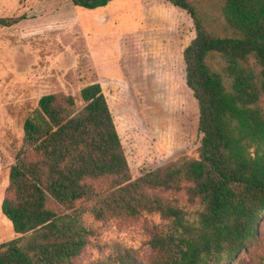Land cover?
<instances>
[{"label":"trees","instance_id":"1","mask_svg":"<svg viewBox=\"0 0 264 264\" xmlns=\"http://www.w3.org/2000/svg\"><path fill=\"white\" fill-rule=\"evenodd\" d=\"M98 9L116 0H71ZM185 10L184 50L202 142L133 178L99 79L78 98L43 95L24 124L2 213L18 235L0 264H140L99 227L141 221L152 264H230L259 240L264 219V0H165ZM18 18L0 17V26ZM92 246L93 258L83 255Z\"/></svg>","mask_w":264,"mask_h":264},{"label":"rangeland","instance_id":"2","mask_svg":"<svg viewBox=\"0 0 264 264\" xmlns=\"http://www.w3.org/2000/svg\"><path fill=\"white\" fill-rule=\"evenodd\" d=\"M0 17L20 20L0 26V244L18 236L2 203L25 121L45 94H72L81 105V89L99 79L134 179L198 156L199 108L183 57L196 32L185 10L165 0H116L94 10L71 0H0ZM144 229L141 221L117 220L99 227V240L152 264ZM93 252L90 246L84 260ZM230 264H264V219L259 240Z\"/></svg>","mask_w":264,"mask_h":264},{"label":"crops","instance_id":"3","mask_svg":"<svg viewBox=\"0 0 264 264\" xmlns=\"http://www.w3.org/2000/svg\"><path fill=\"white\" fill-rule=\"evenodd\" d=\"M72 2V1H71ZM73 3V2H72ZM74 5V4H73ZM109 5V4H108ZM107 5V6H108ZM75 6V5H74ZM106 7V6H105ZM75 8H76V6H75ZM102 8V7H101ZM89 10H91V9H89ZM76 13H77V10H76ZM73 14V10L71 11V15ZM78 15V14H77ZM73 18H72V16H71V20H72Z\"/></svg>","mask_w":264,"mask_h":264}]
</instances>
